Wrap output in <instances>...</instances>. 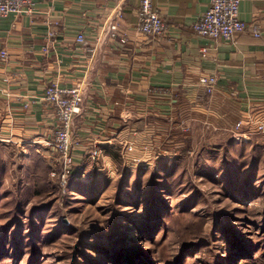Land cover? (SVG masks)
<instances>
[{"label":"crops","instance_id":"crops-1","mask_svg":"<svg viewBox=\"0 0 264 264\" xmlns=\"http://www.w3.org/2000/svg\"><path fill=\"white\" fill-rule=\"evenodd\" d=\"M209 4L153 0L166 26L157 39L138 32L140 0H33L30 11L0 18V143L36 155L51 150L57 120L42 101L44 90L77 85L84 96L71 128L77 168L113 165L109 152L121 143L135 153L150 149L141 140L154 117L170 120L175 111L182 122L199 115L215 132L234 134L241 122V135L251 141L264 123V0L241 3L247 28L229 42L193 31ZM111 23L117 25L114 37ZM202 77L217 78L212 94Z\"/></svg>","mask_w":264,"mask_h":264},{"label":"rangeland","instance_id":"rangeland-1","mask_svg":"<svg viewBox=\"0 0 264 264\" xmlns=\"http://www.w3.org/2000/svg\"><path fill=\"white\" fill-rule=\"evenodd\" d=\"M175 113L170 120L154 117L150 140H141L150 149L135 153L118 144L113 165H84L75 173L73 165L66 184L52 150L36 155L0 143V264L32 258L34 264H112L107 256L119 247L147 264H177L180 257L182 264H208L212 257L220 264H264V152L258 148L264 134L252 135L251 145L228 146L230 133L213 131L199 115L182 122ZM186 116L193 117L189 110ZM183 145L160 226L136 236L153 208L146 198L156 160L177 155ZM146 164L147 172H136ZM229 236L246 256L233 251Z\"/></svg>","mask_w":264,"mask_h":264},{"label":"built area","instance_id":"built-area-1","mask_svg":"<svg viewBox=\"0 0 264 264\" xmlns=\"http://www.w3.org/2000/svg\"><path fill=\"white\" fill-rule=\"evenodd\" d=\"M244 0H210V4L205 14L196 21L192 29L200 37L210 40L232 41L238 34L245 31L247 25L239 17L240 5ZM33 7V0H0V18L11 14H21L30 11ZM115 15L121 18L122 13L117 7ZM137 29L146 38L157 39L165 34L166 26L159 12L153 7V0H140L137 10ZM59 24H54L56 28ZM108 31L112 37L116 36L117 25L111 23ZM55 30L48 33L49 38H53ZM121 43H126L121 38ZM79 44L84 43V36H77ZM1 60H6V56L1 54ZM217 83L216 77H202L200 84L205 88L206 93L212 94ZM84 96L82 87L77 85L71 88H61L58 86L46 87L42 96V101L52 108L56 114V128L53 132V141L49 147L56 154L63 172L61 182L67 183V177L73 166L71 128L73 119L81 111ZM242 123L238 122L235 127L234 138L237 142L248 139L241 135ZM255 133H264V123L257 124ZM129 149L132 148L129 146Z\"/></svg>","mask_w":264,"mask_h":264},{"label":"trees","instance_id":"trees-1","mask_svg":"<svg viewBox=\"0 0 264 264\" xmlns=\"http://www.w3.org/2000/svg\"><path fill=\"white\" fill-rule=\"evenodd\" d=\"M184 140H186L187 138H183ZM253 144L252 140L249 142H238L235 143L233 134L230 135V139L227 142L228 146L234 145L237 147L242 148L244 145H251ZM225 145V144H224ZM223 146L222 143H218L219 148H221ZM258 148L262 149L261 151L264 152V144H262L261 146H258ZM228 148H226L227 150ZM114 149L109 152L110 157L114 160L117 161L116 159L118 158V156L116 155L115 152H113ZM186 151V147L183 145L181 148H177V155L175 156H161L159 159L156 160L157 166L159 168H154L157 169L156 171H154V173L152 174V176H150V178L155 179V182H153V187L151 190V197H147V201H151L152 200V204H153V208H150V210H148V215L147 218L145 220V223L142 224V226L140 228H138L135 232L136 236H141V235H152V233L157 229V226L161 224V220L163 218V213L166 211L167 207L165 205L166 201L164 199V196L167 194L169 195L171 193V183H168V179L173 176L176 173V169L178 168L177 162H180L183 158V154ZM172 157V158H171ZM243 157V156H242ZM119 159V158H118ZM78 168L75 169L74 173L76 172ZM149 168L148 167H138L136 172L140 173V172H147ZM136 195H139V186L136 187ZM131 196H129L128 198L130 199ZM121 201V200H119ZM137 207H138V201H137ZM160 207V208H159ZM166 215V214H165ZM261 231H264V223L261 224ZM126 238H124L125 240ZM228 243L233 246L234 250L236 251V253H241L243 256H246V250L245 248H238V240L236 239V237L234 236H229V239L227 240ZM0 257H1V253H0ZM108 258L112 259V264H147L144 263V261L140 258V256H138V254L136 253H132L129 252L128 249L123 248V247H119L118 249H113L112 253L110 256H107ZM138 257V258H137ZM135 258V259H134ZM264 258V254H262V257ZM37 261V259L35 260L34 258H32V263L34 264ZM177 264H182V258L180 257L177 261ZM208 264H220L218 258H211V260H208Z\"/></svg>","mask_w":264,"mask_h":264}]
</instances>
